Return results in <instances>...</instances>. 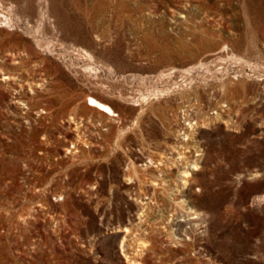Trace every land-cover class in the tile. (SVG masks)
<instances>
[{"label":"rangeland","instance_id":"374dc122","mask_svg":"<svg viewBox=\"0 0 264 264\" xmlns=\"http://www.w3.org/2000/svg\"><path fill=\"white\" fill-rule=\"evenodd\" d=\"M129 259L264 264V0H0V264Z\"/></svg>","mask_w":264,"mask_h":264},{"label":"bare ground","instance_id":"6f19581e","mask_svg":"<svg viewBox=\"0 0 264 264\" xmlns=\"http://www.w3.org/2000/svg\"><path fill=\"white\" fill-rule=\"evenodd\" d=\"M83 53L85 54V55H87V56H89L90 57V54L86 51V50H83ZM167 76V78H169L170 77V74H167L166 75ZM5 79H9V76H5ZM86 104L88 105V106H91V107H94V108H96V109H98L99 111H102V112H104V113H106V114H109V115H116V113L114 112V110L111 108V106H109L108 104H106V103H104V102H102V101H100V100H98L97 98H95V97H93V96H91V95H87L86 96ZM70 119V121H72V122H75V119L73 118V117H70L69 118ZM189 168L191 169V170H197L198 169V166L195 164V163H192L190 166H189ZM189 176H192V172H190L189 170H183L181 173H180V179H181V182L183 183V184H186L187 183V181H188V177ZM193 218H197V216L195 215L194 217H190L189 219H193ZM124 231H128V229L127 228H124ZM140 245H141V248L142 247H144V245L146 244L145 242H142V243H139ZM140 248V249H141ZM139 249V250H140ZM137 254H135V256H136ZM130 264H137L138 262L136 261V260H134V259H129V261H128Z\"/></svg>","mask_w":264,"mask_h":264}]
</instances>
